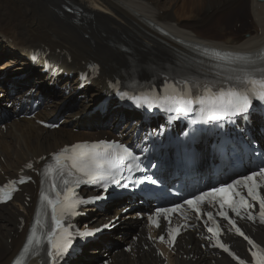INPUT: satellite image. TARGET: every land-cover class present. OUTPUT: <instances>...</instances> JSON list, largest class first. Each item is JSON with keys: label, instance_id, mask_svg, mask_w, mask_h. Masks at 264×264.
<instances>
[{"label": "bare ground", "instance_id": "bare-ground-1", "mask_svg": "<svg viewBox=\"0 0 264 264\" xmlns=\"http://www.w3.org/2000/svg\"><path fill=\"white\" fill-rule=\"evenodd\" d=\"M114 1L121 7L123 15L119 16L127 25V28H120L117 32L106 31L108 15L111 11L100 0H0V50L12 52L16 48L18 51L12 52L11 61L3 67L6 68L11 63H18L16 71L27 67V64L21 60L30 55V50L35 48H40V64L45 63L44 56L48 54L47 59L60 65L66 72L84 70L85 61L96 62L100 66L101 74L99 79L94 81V86L84 92L89 97L88 101H92L98 98L100 93L108 90L107 79L118 70L129 67L132 58L140 64L137 75L145 78L148 71L144 65L149 62L180 64L183 59L181 52L185 50L184 44L215 45L237 52H254L264 45V0H247L253 21L251 30L246 33L248 35L232 34L233 36H229V31L221 30L217 33H210L208 37L202 35L205 34L204 29L207 30V27L217 23L219 17L222 19L224 15L237 9L245 0H183L184 4L180 9L184 16L181 17L186 16L188 19L175 17L174 7L177 0ZM44 5H49L53 9L51 22L63 21L62 24L51 26L57 35L49 33V23L41 21V9ZM70 5L77 8V15L67 13L65 9ZM93 21H95L94 27L89 30L83 29L86 32V40L89 41L90 34L100 38V33L104 32L105 36L111 39L109 45L101 40H98L97 44L93 41V46L89 43L83 45L63 35L64 33L76 35L77 28ZM157 28L162 29L163 34L159 33ZM121 44H129L130 52L122 51ZM147 49L154 55H149ZM134 52L140 55L130 57ZM124 72L127 75L130 74L128 70ZM38 76H40L39 73ZM38 78L39 86L33 85L28 89H23L19 96L25 92H32L31 89H38L35 91L36 97L40 94L43 97L41 115L56 114L61 104L66 102V110L69 114L64 126L58 131H46L28 119L12 122L5 131L0 129V182L4 181L6 175L16 174L27 162L31 160L36 162L42 156L61 147L63 143L79 141L97 134V132L85 131L73 133L70 128L71 125L76 126L79 123L78 118L90 109L89 102L85 100L77 102L76 99L71 101V97L63 96V91L51 93L50 88L47 87L48 83L46 82L42 87L45 81L41 77ZM78 84L79 79L75 77L61 85L75 92ZM0 86L3 89L6 88L1 83ZM52 99L56 101L50 104ZM88 119L92 124L101 123L111 128L112 123L115 122V114L93 113L89 114ZM139 124L144 127L142 121H139ZM24 188L29 194L33 192L32 185ZM32 203L33 201L26 205V199L18 194L11 203L0 208V264H8L19 248L26 232V230L20 231L19 225L21 221L29 219ZM113 212L110 218L120 213L118 208ZM107 213L104 215L108 216ZM119 221L122 223L117 229L133 223L132 220L127 222L126 219H119ZM101 222L103 220L99 219L96 225ZM258 232L262 235L260 230ZM140 241L147 247L146 250L142 249ZM196 242L197 239L189 237L188 243L195 244ZM236 244L240 243L237 241ZM179 250L186 257L179 259L177 256H169L171 262H176V264H233L225 257L221 259L213 257L208 251L198 252V257L194 259L190 258V254H193V257L196 254L193 248L180 246ZM115 251L109 250L111 264H159L161 261L160 258L152 255L149 242L141 238L134 244V254L130 255L121 251L113 254Z\"/></svg>", "mask_w": 264, "mask_h": 264}, {"label": "snow or ice", "instance_id": "snow-or-ice-1", "mask_svg": "<svg viewBox=\"0 0 264 264\" xmlns=\"http://www.w3.org/2000/svg\"><path fill=\"white\" fill-rule=\"evenodd\" d=\"M215 56L218 59H226L227 54H221L220 52H215ZM168 87L171 88L170 93L164 95L154 94L152 96H128L127 92L122 93L123 96L132 100L138 107L146 105L148 108H160L165 109L169 112H175L177 114H188L196 111L198 109L199 114L202 118L206 117L208 121H220L227 120L231 117H248L250 114L255 112L253 101H259L264 103V75L254 76L247 75L243 78H237V83L229 82L227 86L221 85L215 88L213 86H190L189 81H183L181 86L177 84H171ZM199 89V90H197ZM195 123V121H194ZM184 136H188L187 132L183 133ZM101 145L105 146L103 152H97L96 149ZM111 147L113 150L108 151ZM79 149H89L87 151H77ZM71 152V155L64 156V153ZM62 159L65 161L64 164L61 163ZM129 159H134L132 152L120 145H107L106 142H100V144L88 145H73L70 148H65L62 153L55 156V161L58 168L54 169L49 167L46 171L51 174L58 169L63 167L69 168L68 173L60 171V175H69L75 177L73 183L76 185L87 184V185H99L103 193H107L110 185H116L121 188H128L127 183H122V173L120 169L126 168L128 171L132 170V165L126 163ZM70 161V163H68ZM27 167L31 169L33 165L31 163L27 164ZM139 168V165H136ZM150 167H157L156 164L150 165ZM143 171V169H141ZM257 177L264 179V168H260L258 171H254L249 175L243 177V179H237L233 183L211 189L207 192H203L200 195L193 197L192 199H187L184 204L176 205L172 208L159 209L156 215L159 216L161 213H177L180 209L184 208L185 205L189 206L194 213H196L198 219L206 217L208 221L216 224V219L212 211H207L202 213L201 208L198 206L204 203L208 198L213 200L219 199V210L216 215L227 220L231 227L235 230L237 234L248 241L251 249H258L259 246L255 244L245 233L237 226L235 219L229 216V211L235 213L237 217L244 218L242 216L241 210L247 211L246 218L248 220H254L251 209L259 205V217L261 222H264V196L260 195L258 192ZM30 177H22L19 183L23 184L30 180ZM149 183L152 185H157L159 180L154 179L153 176H146L143 180H139L136 183ZM251 182V185L248 184ZM17 181H12L11 184L15 185ZM244 184L247 191L246 194H242L237 191V185ZM64 188L62 191H58L57 185L53 180L51 182V189L54 192V198L49 195L47 191L41 193V200L46 202L51 208V218L54 222V227L49 229L47 232V245L51 250L47 252L48 257L52 260V264H56L58 258H63L65 254L69 253L72 248L71 233L68 232V227L65 225L66 216H76L78 206L82 204H87L89 202L101 200L104 196L97 195L95 197L89 198H76L77 193L74 188L70 185L68 179H63ZM7 187V186H4ZM15 191V187L12 189ZM4 189L0 188V192ZM236 197L239 199L237 200ZM249 198L252 202H249ZM12 199L11 192H4V199H0V202H6ZM125 211H127L125 209ZM182 214V213H181ZM118 219V218H117ZM149 219H152L149 217ZM156 226L159 227V223ZM37 225L40 224V220L36 221ZM114 221L110 222L108 225H103L102 228L95 229L94 231H84L80 232L79 235L82 237H90L95 234V232L101 231L103 228L111 226ZM170 223V221H169ZM182 226H177L172 229L168 235L170 236V243H174L176 235L180 233ZM209 233H213L216 237V243L214 246L223 249L224 252H230L228 246L222 243L219 239V233L217 229L213 227H207ZM58 233H63L62 236L58 237ZM161 242L165 240V236H160L158 238ZM40 245L41 237L37 235V229L33 228L31 236L27 239V245L24 248L25 252L29 251V247L33 244ZM250 249V250H251ZM239 264H246L245 260L236 256L235 253H231ZM251 256L254 258L255 264H264V249L261 250H251ZM15 264H21L18 259Z\"/></svg>", "mask_w": 264, "mask_h": 264}, {"label": "rangeland", "instance_id": "rangeland-1", "mask_svg": "<svg viewBox=\"0 0 264 264\" xmlns=\"http://www.w3.org/2000/svg\"><path fill=\"white\" fill-rule=\"evenodd\" d=\"M100 1L111 11V14L108 15L109 21L107 23L106 31L117 32L120 30V28H127V25L122 21V19L119 16V15H123L121 7L114 0H107V1L100 0ZM186 1H188V0H186ZM183 4H184L183 0H177L176 6L174 7L175 17L182 18L181 16H184L182 14V9H180L183 6ZM91 8L93 9L92 6H91ZM52 12H53L52 7H50L49 5H44L41 9V13H42L41 21L49 23L48 24V26H49L48 32L53 34V35H57V33L51 28V26L56 25V24H62L63 21L51 22ZM248 14H250L249 13V3L246 0V1H244V3L240 7H238L234 11L230 12L229 14L224 15L222 17V19H220V17H219V20L217 21V23L212 24L209 27H207V30L204 29V32L206 35H209L210 33H217L221 30H223V32H224L227 30L226 32L229 31V36H233L232 34H234V33L237 34V33L243 32L244 27L246 28L247 24L252 23L251 19L248 18V16H249ZM182 19H188V18L185 16ZM221 20L223 22H221ZM238 23H241L242 25L239 27ZM94 26H95V21L91 22L90 24H84L83 26H81V28H77L78 32L76 35H70L67 33H64L63 35L70 37L71 40L75 39L83 45H86L89 43L90 45L93 46V41H95L97 44L98 40H101L104 44L109 45L111 39L107 38L105 36L104 32L100 33L101 34V35H99L100 38H97L96 35L90 34L89 35V41L86 40V32L83 31V29L89 30L90 28H92ZM247 31H249V29L248 30L246 29L244 31L245 33H242L241 35H243V34L245 35ZM205 34H202V35H204L205 37H208ZM152 46H156V45H152ZM152 46H149V47H152ZM156 47L159 48L158 46H156ZM147 53L149 55H154L151 51H148V49H147ZM138 55H140V53L134 52V53H131L130 57H137ZM9 60H10L9 57H4V56L0 57V69L4 68L3 66L4 65L6 66V64L9 62ZM123 62H125V60ZM10 65L11 66H8V69L4 68L3 69L4 71L1 70L0 73H6V72L12 71L16 68V65H12V64H10ZM138 68H140V66H138ZM9 75L13 76V74H11V72H9ZM94 103H96V101H90V109L92 108ZM73 132H74V130H73ZM50 141H51V139H50ZM132 214H134V213H132Z\"/></svg>", "mask_w": 264, "mask_h": 264}]
</instances>
